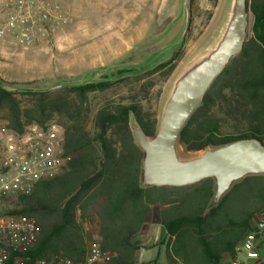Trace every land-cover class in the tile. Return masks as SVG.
Returning a JSON list of instances; mask_svg holds the SVG:
<instances>
[{
	"label": "trees",
	"instance_id": "trees-1",
	"mask_svg": "<svg viewBox=\"0 0 264 264\" xmlns=\"http://www.w3.org/2000/svg\"><path fill=\"white\" fill-rule=\"evenodd\" d=\"M247 12L252 19L249 37L182 129L178 147L183 152L245 139L264 145V0H247ZM176 59L154 70L168 67L167 77ZM109 85L11 91L0 80V112L6 113L7 130L23 134L33 126L44 128L55 122L64 135L63 171L16 200L14 213L38 223L35 243L24 255L31 261L60 257L78 263L84 260L88 243L98 239L101 252L110 258L99 264H137L141 248L137 234L150 207L158 204L166 232L159 245L164 247L166 264H220L225 254L233 257L244 236L264 219V175L234 184L216 206H211L212 179L184 187H143L142 152L129 123L133 121L150 137L158 120L142 119L134 105L108 104L94 113L87 130L88 94ZM78 219L88 227L97 221L98 233L84 231Z\"/></svg>",
	"mask_w": 264,
	"mask_h": 264
},
{
	"label": "rangeland",
	"instance_id": "rangeland-1",
	"mask_svg": "<svg viewBox=\"0 0 264 264\" xmlns=\"http://www.w3.org/2000/svg\"><path fill=\"white\" fill-rule=\"evenodd\" d=\"M48 1L58 8L60 21L40 44L23 48L8 37L0 38V80L11 91L18 87L50 90L57 85L110 83L108 88L88 94L87 130L94 113L108 104L134 105L142 119L158 120L173 78L216 36L228 8V0H192L189 30L176 47L185 22L183 0ZM251 22L250 16L247 39ZM174 56L177 59L170 75L164 76L168 67L154 70ZM223 95L230 97L228 90ZM5 116L0 112V129L6 125ZM178 151L181 157L196 154L180 147ZM160 207L152 205L150 216L155 217ZM77 222L92 235L99 231L97 221L90 227L80 219ZM162 250L164 255V247ZM162 258L157 264H166ZM239 259L245 260L243 253Z\"/></svg>",
	"mask_w": 264,
	"mask_h": 264
},
{
	"label": "water",
	"instance_id": "water-1",
	"mask_svg": "<svg viewBox=\"0 0 264 264\" xmlns=\"http://www.w3.org/2000/svg\"><path fill=\"white\" fill-rule=\"evenodd\" d=\"M184 28L177 46L191 24V0H183ZM250 15L247 0H228L225 18L216 36L198 51L173 78L162 103L155 133L148 137L129 123L142 152L140 184L150 187H184L205 179L214 181L211 206H216L232 186L246 177L264 175V145L257 139L208 147L190 157L178 151L180 133L204 94L247 39ZM53 86L50 90L60 88Z\"/></svg>",
	"mask_w": 264,
	"mask_h": 264
},
{
	"label": "built area",
	"instance_id": "built-area-1",
	"mask_svg": "<svg viewBox=\"0 0 264 264\" xmlns=\"http://www.w3.org/2000/svg\"><path fill=\"white\" fill-rule=\"evenodd\" d=\"M60 21L58 8L48 0H6L0 20V38L8 37L17 46L40 44L53 24ZM63 128L50 122L44 128L31 127L16 134L0 129V264H99L109 256L100 250L98 239L87 245L82 262L66 258L31 261L24 253L34 245L37 220L15 214L16 200L31 194L37 184L58 176L66 165L63 156ZM264 233L260 220L235 248L230 264H264L256 242ZM243 253L245 260L239 259ZM23 254V256H18Z\"/></svg>",
	"mask_w": 264,
	"mask_h": 264
},
{
	"label": "crops",
	"instance_id": "crops-1",
	"mask_svg": "<svg viewBox=\"0 0 264 264\" xmlns=\"http://www.w3.org/2000/svg\"><path fill=\"white\" fill-rule=\"evenodd\" d=\"M6 0H0V12L3 14ZM264 220V219H262ZM259 222V221H258ZM257 222V223H258ZM166 238V232L159 220V209L155 217H151L150 213L145 221L144 226L137 234V242L140 244L138 257L139 264H157L163 260V250L159 245ZM257 250L264 257V233L258 237L256 242ZM156 259V260H155ZM232 258L225 254L220 264H230Z\"/></svg>",
	"mask_w": 264,
	"mask_h": 264
}]
</instances>
